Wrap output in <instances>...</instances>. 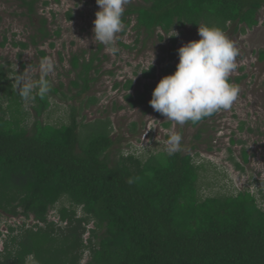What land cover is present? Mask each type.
Masks as SVG:
<instances>
[{
	"label": "trees",
	"instance_id": "trees-1",
	"mask_svg": "<svg viewBox=\"0 0 264 264\" xmlns=\"http://www.w3.org/2000/svg\"><path fill=\"white\" fill-rule=\"evenodd\" d=\"M16 1L31 22L39 5L50 6L48 0ZM263 11L264 0H142L125 8L122 35L132 27L147 40L171 37L173 61L179 56L174 32L216 26L226 35L245 34L260 26ZM67 17L74 20L72 11ZM41 26L32 44L14 43V47L24 53L52 39L48 20L41 19ZM54 34L60 38L62 31ZM119 46L131 50L123 42ZM104 49L100 45L90 61L86 52L71 59L70 73L76 74L71 86L78 91L72 100L82 99L100 81ZM260 54L264 62V52ZM40 55L47 57L44 52ZM175 71L169 67L163 73ZM156 73L151 67L143 71V78L155 80ZM11 74L0 65V216L24 222L8 228L0 264H264V189L204 198L202 180L208 169L198 165L196 156L181 151L169 155L164 150L144 153L132 145L128 152L115 153L122 141L112 138L111 120L86 124L82 116L100 103L96 97L89 98L84 108L72 107L68 124H46L42 119L60 88L27 102L34 105L33 120ZM122 87L130 91L133 82ZM147 94L128 95L126 100L132 109L139 108L147 102ZM62 100L69 98L64 95ZM216 116L190 123L197 128ZM203 133L200 130L198 140ZM241 157L250 163L246 151ZM230 160L237 171L245 172L233 157ZM54 211L58 221L51 220Z\"/></svg>",
	"mask_w": 264,
	"mask_h": 264
},
{
	"label": "rangeland",
	"instance_id": "rangeland-1",
	"mask_svg": "<svg viewBox=\"0 0 264 264\" xmlns=\"http://www.w3.org/2000/svg\"><path fill=\"white\" fill-rule=\"evenodd\" d=\"M48 1L50 6L39 5L38 15L31 22L22 16L26 10L21 8V2L0 0V65L14 72L10 75L12 80L16 82L17 74L25 70L30 72L33 79L38 80L40 63L43 59L40 52L46 53L47 57L55 62L54 72L47 78L51 82L52 89L60 88V93L58 97L52 99V108L42 119L43 122L59 126L68 124L72 107L84 108L89 98L96 97L100 103L86 110L82 116L86 117V124L98 120H111L112 138L114 141L119 139L122 141L115 147V153L121 149L128 152L129 145H132L134 151H167V141L170 136L178 133L182 136V140L176 152L181 151L185 155L196 156L198 165H207L208 173L203 174L202 180L204 198L236 194L250 187V191L254 194L260 188L264 189V62L260 60V53L264 52V11L260 17L259 27L245 34L235 32L227 34L239 52L236 58L237 67L230 75L231 82L240 89L237 101L230 110H221L213 120L194 128L190 121L181 126L174 121L166 120L165 117L158 116V112L150 106L152 93L165 76L164 70L169 67L176 68L179 63V56L170 61L171 37H165L162 32H159L165 39L162 42L159 41L158 36L150 40L146 39V35L139 37L132 27L126 35H122L123 31L118 33L119 51L112 55L104 49L100 55L104 60L100 81L95 83L91 92L82 99L72 100L78 91H73L71 86L76 81V74L70 73L71 59L86 52V60L90 61L92 55L102 45L93 42L92 31L95 13L99 10V6L96 0ZM141 1L131 0L128 5L139 4ZM71 11L73 21H69L67 17ZM41 19L48 20V29L53 38L41 43L38 48L30 46L28 51L22 53L21 49L14 47V43L32 44L31 38L42 28ZM59 31H62V36L57 38L54 33ZM177 33V51L185 43L200 39L198 31L192 29L176 31L174 35ZM5 38L8 41L3 47ZM137 40L140 42L136 43ZM119 42L131 46V50L120 47ZM51 44H55L56 48L51 49ZM151 67L157 70L156 79L146 80L143 78V71H148ZM109 72H113L114 76L109 75ZM238 79L240 82L237 81ZM127 81L133 82L130 91L122 87ZM116 84L121 85L120 89H115ZM137 93H148V100L144 106L132 109L126 96H135ZM64 95L69 98L67 102L62 100ZM33 107L31 103L25 106L35 120ZM133 124H137V130L133 129ZM167 125L170 127L166 128ZM200 130H204V133L201 140H198L197 135ZM232 139L236 144L231 142ZM239 142L245 144L240 145ZM229 150H232V153ZM242 151L247 152L249 164L243 162ZM231 157L243 166L244 173L237 171L235 164L230 160ZM261 206L264 208V204ZM56 212L51 214V220L58 221L55 217ZM22 222L21 219L16 220L1 215L0 234L7 235L10 226L21 225ZM2 235H0L1 251L7 239ZM87 239L88 236L85 240ZM85 260H88V254Z\"/></svg>",
	"mask_w": 264,
	"mask_h": 264
},
{
	"label": "clouds",
	"instance_id": "clouds-1",
	"mask_svg": "<svg viewBox=\"0 0 264 264\" xmlns=\"http://www.w3.org/2000/svg\"><path fill=\"white\" fill-rule=\"evenodd\" d=\"M130 2L131 0H96L99 10L93 21V42L104 45L112 55L119 51L117 34L125 28L122 17L125 6ZM198 34L199 40L189 41L178 49L179 63L176 71L159 81L149 101L150 106L166 120L181 126L189 121L196 124L221 110H230L240 92L239 87L230 81L239 55L233 42L216 26H199ZM177 35L178 33L175 36ZM54 68V60L45 57L40 63L38 80L33 79L27 70L19 74L16 78V90L22 100L27 103L36 96L44 99L52 89L47 77L54 72ZM181 140L182 136L178 133L170 136L167 141L169 155L180 148ZM128 182L134 181L130 178ZM261 189L263 188L258 192ZM22 224L13 226L20 227ZM2 236L7 238V235Z\"/></svg>",
	"mask_w": 264,
	"mask_h": 264
}]
</instances>
